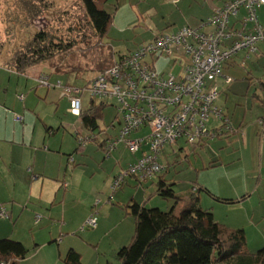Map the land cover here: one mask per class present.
<instances>
[{
  "label": "rangeland",
  "instance_id": "1",
  "mask_svg": "<svg viewBox=\"0 0 264 264\" xmlns=\"http://www.w3.org/2000/svg\"><path fill=\"white\" fill-rule=\"evenodd\" d=\"M186 5L182 2V8H186ZM177 6L178 4L171 0H111V3L104 4L103 8L113 12V20L108 26L107 35L101 41L94 33L79 0H0V64L9 60L15 52L28 47L30 41L34 42V36L42 32L47 35L45 45L54 54L62 45H69V51L63 60L62 56L58 55L37 65L43 68L42 73L49 75L51 83L59 79L64 84L83 86L98 71L97 65L101 60L110 56L109 49L114 57L127 54L151 41L156 35L171 33L181 26L188 25L182 23L183 14ZM257 18L259 24L264 27V4L258 8ZM235 20L236 17L230 19L231 22ZM168 21H175V24ZM257 47L262 50V55L251 53L246 56V52L240 53L234 58V62L228 66L224 64L223 74L232 79L229 84H220V78L215 81L219 85L217 103L227 113L233 132L225 129L227 133L224 134L228 136H215L200 147V144L187 145L184 140L164 146L161 154L166 155L165 165L162 160L160 162L165 169L157 177L162 176L167 182L173 183L175 195L181 198L176 204L175 199L163 198L156 193V176L141 184H135L128 178L123 188L115 191L120 195L113 198L112 193L111 201L105 202L111 192L106 188V180L119 167L125 168L141 156L140 152H131L122 143L108 157L99 147L93 148L95 142H90L92 144L85 147L89 150L85 161H80V155H75L74 158L78 161L75 167L85 166L87 175H95L92 179L90 176L85 187L89 188L96 178L99 179L97 187L91 193V204L96 199L101 201L97 207V227L99 226L100 231L93 238L97 240L101 233L107 234L97 252L99 264H120L116 252L131 241L135 222L126 206L128 203L135 201L148 208L157 207L161 210H168L175 204L177 212L193 186L206 188L219 198L232 199L234 202H225L215 199L203 190L197 192L200 206L210 210L216 222L226 228L244 230L249 252L254 253L264 247V122H259L264 118V44L259 42ZM60 62L62 71H66L68 65H71L77 67L81 76L46 72L55 71L52 65ZM155 66L159 72L166 73L171 70L172 60L168 57L159 58ZM36 68L26 71V77L34 73ZM172 70L176 73L178 67ZM27 83V91H31V94L36 87L47 89L41 85L32 88L34 83L30 79H27ZM51 89L58 92L60 99V89ZM81 98L82 109H87L90 106L87 93H83ZM62 99V103L56 108V98L49 95L46 101L40 102L39 107L32 111L30 109L35 107H28V111L40 114V125L42 117L44 121L52 122L55 126L61 121V128L69 137V142L82 153L84 148L80 147L72 133L74 129L82 133L87 130L81 118L70 113L67 99ZM105 101L108 105L102 106V115L97 119V124L110 135L118 127L116 101ZM100 102L101 99L95 100V103ZM25 124H29L26 118L23 125ZM147 131L148 129L144 128L133 135L146 134ZM100 137L105 138V135ZM123 190L125 192H121ZM16 195L19 198L18 190ZM242 197L245 198L241 199ZM9 204L8 202L7 205ZM21 204L17 202L20 214ZM55 204L59 205V202ZM3 206L7 208L4 204ZM27 207L35 212L34 218L24 219L23 214L18 218L15 213L10 217L11 212L8 209L10 218H0V238L19 240L29 249L28 255L19 264H63V254L58 259H54V254L50 255L52 250L53 253L56 252L54 248L56 249L63 237L68 234L80 237L96 229L80 230L78 225L67 232V229L62 228L60 206L52 210L51 204L37 202L34 205L27 204ZM66 208H72L75 219L85 209L83 205H79V198ZM37 215L41 220L35 221ZM49 218H54V221ZM47 228L54 235L52 240L46 231ZM110 230L112 232L109 234ZM89 253L91 263L97 264V255L92 254L96 252L93 250Z\"/></svg>",
  "mask_w": 264,
  "mask_h": 264
},
{
  "label": "built area",
  "instance_id": "2",
  "mask_svg": "<svg viewBox=\"0 0 264 264\" xmlns=\"http://www.w3.org/2000/svg\"><path fill=\"white\" fill-rule=\"evenodd\" d=\"M262 4L264 0H227L213 8L199 26H181L174 32L156 35L127 54H118L109 67L95 73L85 86L64 84L59 79L50 83L49 75L44 73L36 76L38 84L60 89L75 116L82 109L83 93H87L89 102L101 99L108 105L106 99L116 101L119 129L115 136L99 138L106 132L98 124L86 126V133L78 129L72 133L79 145L99 142L106 156L120 143L131 152L141 153L111 179V193L105 202L111 201L112 193L128 178H135L140 184L162 173L165 167L160 156L166 144L184 140L187 145L197 146L218 136L223 128L233 132L228 117L217 104L219 87L215 81L217 78L224 84L232 81L223 74V67L239 52L245 51L246 56L262 55L257 47L259 42L264 43V27L257 18V9ZM241 9L244 14L238 17ZM231 17L236 20L231 22ZM162 57L172 60L171 70L166 73L156 70L155 62ZM175 67L176 73L172 70ZM211 119L218 123L212 128ZM14 120L22 122L23 118L14 115ZM259 122L262 124L264 118ZM144 128L148 133L132 136ZM73 162V156H67V163ZM62 187L66 188L67 183L63 182ZM100 203L96 199L94 206ZM97 215L94 209L80 230L94 228ZM0 218H9L3 205ZM40 219L38 215L35 217V221Z\"/></svg>",
  "mask_w": 264,
  "mask_h": 264
},
{
  "label": "crops",
  "instance_id": "3",
  "mask_svg": "<svg viewBox=\"0 0 264 264\" xmlns=\"http://www.w3.org/2000/svg\"><path fill=\"white\" fill-rule=\"evenodd\" d=\"M171 1L178 4L177 8L180 13L183 14V24L185 23L191 26H199L205 17L212 12L213 8L221 6L227 0ZM182 2L187 4L186 8H182ZM243 14L244 11L241 9L238 13V17ZM168 23L175 24V21H168ZM240 53L245 54V51L239 52L235 57H237ZM235 57L229 60L226 63V66L234 62ZM34 67H37L34 73H30L29 76L26 77L25 72L17 73L6 67L0 66V205L4 204L7 206V209L11 212L10 217L13 213H15L18 218H21V215L23 214L22 218L28 220L32 217L34 218L35 212L32 208H28L27 204L34 205L37 202L40 204L43 202L51 204L52 210L57 208V206H60L61 208L59 209V212L61 214L62 228H65L67 229V232H70L78 225L81 227L92 211L97 209L99 206H94V203L91 204V193L97 187L99 179L96 178L94 183L89 188H86L85 184L89 181L90 176L92 179L95 175H87L85 166L75 167L78 162L74 158L75 155L78 154L77 157L80 155L79 160L85 161L87 159L86 153L89 151L88 149H85V147L87 148L92 143L80 145V147L82 146L84 148L83 152L80 153L78 150L79 148L75 146L73 147L71 142H69V137L65 132H63V128H61L63 127V123L61 121L60 124L55 126L52 122L44 121L42 117V125H40L38 122L41 117L40 114L28 111V107H35L30 109L31 111L39 107L40 102L46 101V98L49 95L56 98V108H58L62 103V98H66L60 95L61 98L58 99V92L55 89H51L56 88L53 86L46 87L41 85L47 89L36 87L34 88L33 94H31V91H27V79H30L34 83L32 88L36 85L40 86V84H36L37 81L35 78L42 73L41 69L43 68H39L37 65ZM31 68L33 67H30L29 69ZM29 69L26 71H29ZM220 84H223L222 80ZM23 92H25V94ZM59 94H61V92ZM19 95H22L23 98L20 99L18 97ZM217 104L222 109L223 113L228 117L223 107L219 103ZM18 114L23 118V124L25 123V118L29 124L23 125L20 124L22 122L19 123L18 121H15L14 115ZM216 123V121L211 119L209 122L210 128H212V126ZM85 129L87 130L86 127ZM118 129L119 125L116 131L110 135L106 133L105 136H115ZM224 133H227V131L223 128V131L220 132L218 136H228ZM138 135L139 134L136 136ZM134 136L135 135H133V137ZM95 143L96 144L93 148L99 147L103 150L99 145V142ZM204 143L206 142L201 143L198 147L202 146ZM118 146L119 145H117V147ZM116 149H114L113 152L116 151ZM69 155H72L74 158V162L71 164L67 163V156ZM165 159L166 155L161 154L160 160H162L164 165ZM119 165L120 161L117 162L118 167ZM120 169L123 168L119 167V169H117L111 177ZM110 178L106 180V188L109 189L111 182ZM128 180H131L135 184L138 183L135 181V178H129ZM63 182L67 183L66 188L62 187ZM101 187L103 186L101 185ZM16 190L19 191V198L16 195ZM121 192L125 191L123 190ZM116 195L118 196L120 193H113V198H115ZM77 197L79 198V205H83V208L85 209H83L80 216L75 219L72 214V208L67 209L66 206L72 204L75 199H78ZM81 197H83V199H81ZM125 199L126 197L121 200L123 201ZM8 202L10 203L9 205H7ZM17 202L18 204L22 203L20 205L22 208V214H20L21 210L18 208ZM56 202H59V205H56ZM49 219L54 221V218ZM94 228H96L95 231H88L80 237H77L75 234H68L63 237L60 243L56 246V249L54 248L56 252L53 253L52 250L50 255L53 256L54 254V259H58L62 256V254L64 256L68 249L72 248L80 254L83 264H90L91 254L89 251L91 252L94 250L96 253L92 254L97 255L102 240L107 236V234L101 233L99 238L94 240V235L100 231L99 226L97 227L96 225ZM112 230L114 229L112 228ZM112 230L109 231V234ZM46 231H48V235L52 240L54 235H52L51 230L47 228ZM95 241H97L96 244ZM98 259L99 256L97 255V264H99Z\"/></svg>",
  "mask_w": 264,
  "mask_h": 264
},
{
  "label": "trees",
  "instance_id": "4",
  "mask_svg": "<svg viewBox=\"0 0 264 264\" xmlns=\"http://www.w3.org/2000/svg\"><path fill=\"white\" fill-rule=\"evenodd\" d=\"M79 1L94 33L103 41L114 15L113 12L106 11L103 6L111 3V0ZM46 40V34L37 33L34 36V42L30 41L28 47L15 52L0 66L17 73H24L30 67L44 60L54 59L58 55H61L63 60L69 51V45H62L54 54L45 45ZM106 46L109 49V46ZM109 52L110 56L104 57L97 65V72L106 69L114 61L112 50L109 49ZM52 66L55 71L46 72L81 76L77 67L68 65L66 71H62L61 62ZM89 80L90 78L83 86ZM89 103L90 106L87 109H81L78 117L81 118L85 127H95L97 119L101 118L104 104L95 103V101ZM114 176L115 174L112 178ZM157 179L156 193L159 196L173 198L175 204L181 200L174 193L173 183L167 182L162 176H158ZM201 190L217 200L234 202L232 199L214 196L206 188L193 186L177 212L175 204L168 210H161L157 207L148 208L135 201L128 203L126 206L134 218L135 228L130 243L120 247L116 252L120 264H264V247L254 253L249 252L243 229L224 227L214 220L210 210L200 206L197 192ZM243 198L245 197L241 199ZM28 252L29 249L19 240L0 238V264H19L26 258ZM63 264L83 263L80 254L70 248L63 257Z\"/></svg>",
  "mask_w": 264,
  "mask_h": 264
}]
</instances>
